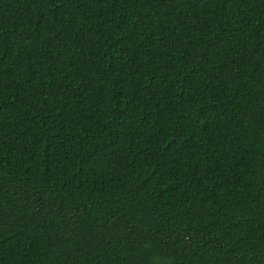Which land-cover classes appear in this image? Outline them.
I'll return each instance as SVG.
<instances>
[{"label":"trees","instance_id":"1","mask_svg":"<svg viewBox=\"0 0 264 264\" xmlns=\"http://www.w3.org/2000/svg\"><path fill=\"white\" fill-rule=\"evenodd\" d=\"M0 264H264V0H0Z\"/></svg>","mask_w":264,"mask_h":264}]
</instances>
